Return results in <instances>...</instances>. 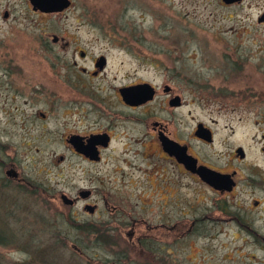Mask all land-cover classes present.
Here are the masks:
<instances>
[{"label": "rangeland", "instance_id": "374dc122", "mask_svg": "<svg viewBox=\"0 0 264 264\" xmlns=\"http://www.w3.org/2000/svg\"><path fill=\"white\" fill-rule=\"evenodd\" d=\"M70 2L61 12L42 13L28 0H0V264H264V252L252 245L246 251L254 258L226 253V243H242L224 237L215 211L222 202L218 193L182 175L175 204H162L166 194L153 174L162 160L146 158L144 108L122 107L113 89L165 81L182 105L170 109L166 102L160 118L183 135L196 122L215 132L210 146L190 140L199 160L222 164L235 147L252 160L264 147V0ZM53 35L69 46L53 44ZM78 50L86 51L84 62ZM99 56L107 67L90 80L92 99L81 92L82 77L71 64L78 59L89 66ZM13 88L20 96L10 102L5 95ZM32 90L63 92L53 103L36 98L31 110L44 111L46 120L3 124L18 123V116L7 120L16 107L30 111L24 100ZM100 125L111 126L113 140L91 168L72 155L65 135ZM16 150L28 151L27 157L7 160ZM16 175L23 183H16ZM100 182L106 191L92 200L108 232L98 246L76 226L90 218L82 202L69 208L60 195L71 200L78 189ZM134 220L136 241L130 243L126 231Z\"/></svg>", "mask_w": 264, "mask_h": 264}, {"label": "flooded vegetation", "instance_id": "af4514ba", "mask_svg": "<svg viewBox=\"0 0 264 264\" xmlns=\"http://www.w3.org/2000/svg\"><path fill=\"white\" fill-rule=\"evenodd\" d=\"M7 14H5V18ZM53 44L60 43L61 48L66 49L69 46L68 41H64V37H58V40L53 42ZM78 55L80 61H85L88 55L85 50H78ZM103 61L101 62L100 58ZM91 64L89 66H83L79 63L78 59H72V68H76L82 78L77 75L75 78H79V86L81 92H88L92 99L95 98L93 85L90 80L100 77V74L107 67V59L103 56L94 57L91 59ZM58 76V75H57ZM69 77V74L64 75ZM69 82V81H68ZM63 85L65 83L63 82ZM142 86L136 89L135 93L130 95L125 92V88L131 86ZM119 99V104L128 109H139L144 108L142 113L143 120L146 121V141L144 147H148L149 153L146 158L156 157L162 160L161 165H156L153 174L154 179L157 180L158 189L160 188L164 192L165 198L162 203L164 205L165 201H169L173 205L176 201L177 189L180 187V177L182 175L186 176L190 180L196 181L210 191L218 193L222 197V202L215 208L217 219L222 223L223 229L225 230L224 237H230L232 241H238L242 244L238 246H230L226 243L223 247L227 252H233L241 256L252 257L255 256L246 251L249 245H252L254 249L264 252V147H260V152L255 154L253 159H249L250 155L244 153L240 147H235L232 153L228 154V159L222 164H211L203 160H199L197 155L192 151V146L190 140L200 141L203 144L211 145L215 132L211 127L202 124L205 130L208 131L210 141L205 140L197 136L198 125L201 124L196 122L190 129V131L183 135L180 128L175 126L172 122L166 123L160 118V115L165 111V104L168 103L170 109H177L181 107L182 100L181 97L175 93V87L170 86L164 82L159 84L153 81H138L131 83H122L113 88ZM12 92L11 94L5 95L6 99L10 102L16 97H19L20 92L18 88H13L7 90ZM63 91H48V90H32L30 92V98L24 100V105H29L30 111L26 112L25 109L18 107L15 108L14 114L9 116L7 120H12L18 116V123H11L10 121H4L3 124H13L23 127L33 125L36 119L42 121L46 120L49 116L44 111L39 109L31 110L34 107L36 98L45 97L47 103H53L55 97L59 98ZM129 95L134 99H126L125 97ZM178 97L177 105H172L171 102ZM144 99V100H141ZM140 101V102H139ZM114 107V106H113ZM9 114V110H7ZM99 128L93 126L87 128L86 130L71 131L65 135L66 146L72 155L78 157L81 161L86 164L91 165V168L96 167L103 161V156L106 154L111 146L113 136L110 131L111 126H98ZM260 141L264 142V133L260 134ZM78 142V146L76 143ZM8 143V142H7ZM12 145L11 143H8ZM2 147H5L6 145ZM155 145L156 149L153 150ZM184 148L185 154L194 158L196 160L195 167L204 166L208 172L211 173L212 178L218 177L216 179L217 186L214 184V179L211 178V182L204 181L196 171H192L187 168L185 163L178 160L177 151L181 152ZM38 151V149H35ZM158 150V153L156 152ZM16 150L7 158L11 161L24 160L27 157L28 151L19 152ZM9 155V154H8ZM152 170L145 171V174L149 177ZM218 174V175H214ZM146 176V177H147ZM215 176V177H213ZM148 177L145 179L148 180ZM175 177V178H173ZM16 183H23L24 179L22 177H15ZM101 183V182H100ZM107 187L97 185L93 188H80L76 191V195L70 200L71 202H63L67 204V207L73 208L76 203L82 202L83 211L90 218L82 217L81 219L88 220L82 221L76 224L79 226V230L84 234L85 237H90L93 235L95 241L99 244V238L101 240L102 235L105 231L108 232L106 228H101V209L96 201L92 198L94 194H99L102 191H106ZM167 189V190H166ZM62 193V191H59ZM60 195V198L62 199ZM63 201V200H62ZM114 212V209L110 208V212ZM75 220V219H74ZM91 220V221H89ZM138 225L134 222L130 225V229L126 231L127 240L130 243L136 241V233ZM97 238V239H96ZM248 244V245H247ZM78 253L81 251L73 245V248ZM264 258V257H263ZM262 264V262H260Z\"/></svg>", "mask_w": 264, "mask_h": 264}, {"label": "water", "instance_id": "95a60500", "mask_svg": "<svg viewBox=\"0 0 264 264\" xmlns=\"http://www.w3.org/2000/svg\"><path fill=\"white\" fill-rule=\"evenodd\" d=\"M28 1L31 5V8L33 11H39L42 13H58V12H61L65 9H67L71 4L70 0H28ZM221 1L224 4H232L235 2H239L240 0H221ZM259 21H264V15H262L259 18ZM57 39L58 38L55 35L52 36L53 42L57 41ZM100 60H101V62L103 61L102 57L100 58ZM139 87H142V86L137 85V86L127 87V88H125L124 91L129 93L130 95H132L136 92L135 90L138 89ZM125 98L126 99H134V98L130 97L129 95H127ZM177 99H178V97H175V100L173 102H171V104L177 105L178 104ZM141 100H144V99H141ZM196 134L200 138H203L205 140L210 141L209 133L207 130H205V128L202 126V124L198 125ZM76 145L78 146V142L76 143ZM175 154L177 155V158L179 161L185 163L187 168L191 169L192 171H196L204 181L211 182V178H212L211 173L208 172V170L204 166L195 167L196 160L194 158L186 155L184 148L182 149L181 152L177 151ZM5 173L9 176L15 175V173L11 170H7ZM214 175L216 176L218 174H214ZM215 176H213V177H215ZM217 178L218 177L212 178V179H214V184L216 186L218 185L215 182ZM62 200H63V202H71L65 196H62Z\"/></svg>", "mask_w": 264, "mask_h": 264}]
</instances>
